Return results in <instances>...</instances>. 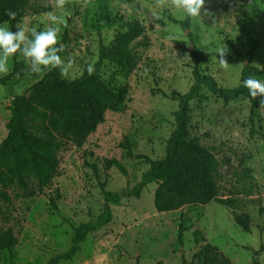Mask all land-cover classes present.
<instances>
[{"label":"rangeland","instance_id":"obj_1","mask_svg":"<svg viewBox=\"0 0 264 264\" xmlns=\"http://www.w3.org/2000/svg\"><path fill=\"white\" fill-rule=\"evenodd\" d=\"M153 10L154 0H68L63 8L44 7L43 0L29 1L19 24L25 29L51 26L49 13L66 21L67 27L60 25L59 43L64 50L59 55L65 62L72 58L74 64L64 80L78 78L89 64L94 66L99 47L123 33L128 21L138 20L145 26V45L138 43L140 39L132 45L138 58L132 73L114 63H102L99 74L105 85L111 90L126 88L125 108L107 111L104 122L81 147L60 152L59 174L35 199L25 221L20 199L6 203L0 198V229L12 228L17 237L11 251L0 252V264H45L68 250L77 227L103 220L102 226L88 232L76 256L59 264H198L192 256L206 244L217 250L212 257L226 258L229 264H264V109L259 97L253 127L250 102L244 97L224 104L203 87L188 106L187 140L214 154L219 164L214 175L218 199L228 200L230 207L212 201L158 212L154 207L158 185L153 183L138 198L105 208L101 184L113 193L130 190L148 169L137 155L151 161L165 156L177 110L170 94H184L193 84V52L202 55L201 74L224 89L242 85L245 65L229 53L228 43L243 56L254 45L252 65L264 68V0H205L201 18H189L187 28L173 21L185 20L180 10L155 9L158 19ZM0 26L9 28L6 23ZM221 48H226L227 68L218 60ZM16 62L17 73L6 86L0 84V142L7 134L12 98L25 93L47 72L32 73L19 52ZM15 66L11 57L9 71L0 78L11 74ZM125 143L132 156L121 146ZM114 161L125 167L127 176L113 165L106 167ZM30 185L34 187L33 180ZM56 194L59 199L52 209L49 197ZM237 216L248 217L247 232L235 223Z\"/></svg>","mask_w":264,"mask_h":264},{"label":"trees","instance_id":"obj_2","mask_svg":"<svg viewBox=\"0 0 264 264\" xmlns=\"http://www.w3.org/2000/svg\"><path fill=\"white\" fill-rule=\"evenodd\" d=\"M29 1L0 0V24L6 23L10 30L16 31V26L21 24L26 15ZM8 10L16 12L15 20L8 19ZM45 11H49V8H45ZM173 21L187 28L189 18H185L183 22ZM137 41L145 45V26L138 20L128 21L123 33L107 45L99 47L98 60L94 64L95 71L91 76L85 68L78 78L64 80L59 69H54L47 71L25 93L12 98L10 118L5 124L7 134L0 142V198L6 203H11L13 199L21 200L22 221H25L35 199L51 186L52 180L59 174L60 152L71 146L81 147L88 136L96 131L97 126L104 122L107 111L124 110L128 101L126 88H108L99 74V69L104 61H108L118 65L124 72L132 73L138 65V58L132 47ZM227 47L230 54L248 63L243 66L242 81L249 76L264 81V68L259 69L252 65L254 45L245 56L234 51L229 43ZM17 56L18 53L12 57L16 64L12 73L0 78L1 85L6 86L12 75L17 73ZM193 56L196 59L192 69L193 84L184 94L176 91L170 94V98L177 102V110L173 113L175 129L169 136L165 156L151 161L137 155L138 159L142 158L147 162L148 169L130 190L113 193L105 190V186L101 184L107 210L111 203H119L130 197L138 198L141 191L153 183L158 185L154 193V207L158 212L175 210L179 205L204 206L212 201L230 207L228 200L218 199L214 175L219 164L214 154L187 140L188 106L203 87L212 95L221 98L224 104L244 97L250 102L249 121L253 127L257 117L258 98L252 99L242 85L233 89L218 86L212 77L201 74L199 64L202 55L193 52ZM121 146L128 156H132L128 144ZM110 165L127 176L125 167L120 163L107 162L106 167L109 168ZM92 168L96 173V167L92 165ZM31 180L34 181V187L30 185ZM8 190L13 193L12 197ZM58 199V194L49 197L52 209H56ZM104 223L103 220L96 225L77 227L68 250L49 259L45 264L72 260L80 251V244L84 242L88 232L96 230ZM235 223L244 231L249 230L247 216L245 220L241 216L235 217ZM177 241L182 243L181 230L178 232ZM16 244L17 237L12 228L0 229V252L11 251ZM212 255H217V250L206 244L193 254L192 262L229 264L228 259H219Z\"/></svg>","mask_w":264,"mask_h":264},{"label":"clouds","instance_id":"obj_3","mask_svg":"<svg viewBox=\"0 0 264 264\" xmlns=\"http://www.w3.org/2000/svg\"><path fill=\"white\" fill-rule=\"evenodd\" d=\"M67 2L68 0H43V6L63 8ZM204 5L205 0H154L152 15L158 19L159 12L155 9L169 7L180 10L186 18L198 19L201 18ZM6 14L10 21L16 19V12L8 10ZM204 14L208 15L206 10ZM49 17L52 25L39 31L35 27L25 29L23 25H17L16 31L10 30L7 26H0V74H7L9 59L19 52L34 74L59 69L62 77L69 75L74 60L69 58L65 62L59 55L64 50L63 44L59 43L60 25L67 27L66 21L51 13H49ZM217 54L220 65L227 68L229 64L225 59L226 48L219 49ZM185 56L189 59L187 54ZM94 71V66L89 64L88 75L91 76ZM242 86L248 90L252 99L260 98V108L264 109V82L249 76L242 81Z\"/></svg>","mask_w":264,"mask_h":264},{"label":"water","instance_id":"obj_4","mask_svg":"<svg viewBox=\"0 0 264 264\" xmlns=\"http://www.w3.org/2000/svg\"><path fill=\"white\" fill-rule=\"evenodd\" d=\"M245 64H246V62H245ZM28 96H29V92L26 93V97H28Z\"/></svg>","mask_w":264,"mask_h":264}]
</instances>
